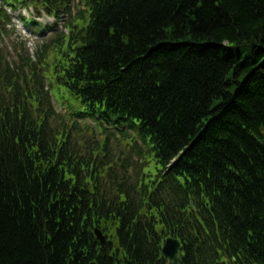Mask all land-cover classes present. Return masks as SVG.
I'll list each match as a JSON object with an SVG mask.
<instances>
[{
    "label": "trees",
    "instance_id": "obj_1",
    "mask_svg": "<svg viewBox=\"0 0 264 264\" xmlns=\"http://www.w3.org/2000/svg\"><path fill=\"white\" fill-rule=\"evenodd\" d=\"M91 18L89 36L79 41L80 72L114 84L116 100L144 112L170 154L185 150V159L210 172L232 194L233 242L253 230L252 248L264 250V57L254 52L257 40L264 48V0H104ZM5 156L0 264H138L132 255L140 245L146 263L158 264L160 254L131 228L117 229L128 256L101 258L81 221L98 214L65 199L58 176L43 185L23 168L24 158L15 162L7 149ZM106 212L117 216V206ZM106 218L126 226L134 219Z\"/></svg>",
    "mask_w": 264,
    "mask_h": 264
},
{
    "label": "bare ground",
    "instance_id": "obj_2",
    "mask_svg": "<svg viewBox=\"0 0 264 264\" xmlns=\"http://www.w3.org/2000/svg\"><path fill=\"white\" fill-rule=\"evenodd\" d=\"M112 26H113L112 24L106 25V29H107V27H108V29H111ZM104 28H105V26H104ZM115 33L116 32H115V29H114L113 33L111 35H114ZM122 39H123V42H125L127 44L126 40L124 38H122ZM258 51H261V53H258ZM254 52H255V55H259L260 54V56L264 57V48L262 49L261 41L257 40L256 48H255ZM235 73H236V71L232 70L231 76H235ZM247 76H248V74H246V73L242 74V76H241V79H240L239 82L243 86L246 84ZM226 227H227L226 218L224 216H221L218 219L214 220V227L210 230V235H213L215 237H217V236L219 237V236H221V234L226 233ZM191 228L192 227L190 225H187L185 229L187 231H190ZM143 249L144 248L141 247V245L139 247H137V252H135L132 255V259H133L134 262H136L138 264H148V263H146V259L148 258L147 254L138 253L139 251H141ZM255 252H257V247L255 249Z\"/></svg>",
    "mask_w": 264,
    "mask_h": 264
}]
</instances>
